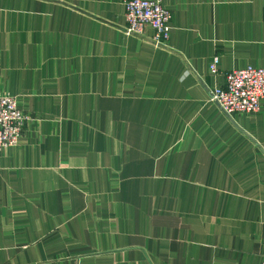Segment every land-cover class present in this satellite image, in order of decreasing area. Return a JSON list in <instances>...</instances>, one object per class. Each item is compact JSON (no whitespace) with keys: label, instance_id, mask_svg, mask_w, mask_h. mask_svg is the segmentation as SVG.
<instances>
[{"label":"crops","instance_id":"obj_1","mask_svg":"<svg viewBox=\"0 0 264 264\" xmlns=\"http://www.w3.org/2000/svg\"><path fill=\"white\" fill-rule=\"evenodd\" d=\"M124 1L0 0L30 116L0 151V264H259L264 99L230 118L210 88L264 67V0H162L163 46Z\"/></svg>","mask_w":264,"mask_h":264},{"label":"built area","instance_id":"obj_2","mask_svg":"<svg viewBox=\"0 0 264 264\" xmlns=\"http://www.w3.org/2000/svg\"><path fill=\"white\" fill-rule=\"evenodd\" d=\"M124 17L127 34H140L145 24L152 28L151 41L157 46L166 44L170 32V11L162 0H125ZM218 56L209 62L211 73L219 72ZM210 98L224 112H257L264 99V67L246 64L223 72L221 83L210 88ZM30 116L17 104L13 94L0 87V151L13 145ZM259 264H264V253Z\"/></svg>","mask_w":264,"mask_h":264},{"label":"water","instance_id":"obj_3","mask_svg":"<svg viewBox=\"0 0 264 264\" xmlns=\"http://www.w3.org/2000/svg\"><path fill=\"white\" fill-rule=\"evenodd\" d=\"M226 114H227L230 118H232L230 114H228V113H226Z\"/></svg>","mask_w":264,"mask_h":264}]
</instances>
